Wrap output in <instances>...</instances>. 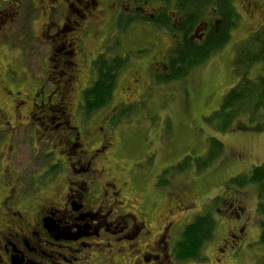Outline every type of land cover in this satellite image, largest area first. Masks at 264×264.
<instances>
[{
    "label": "rangeland",
    "instance_id": "374dc122",
    "mask_svg": "<svg viewBox=\"0 0 264 264\" xmlns=\"http://www.w3.org/2000/svg\"><path fill=\"white\" fill-rule=\"evenodd\" d=\"M12 1L0 0V9L4 8L1 2ZM97 3L86 19L76 13L82 6L75 0H29L30 14L25 10L17 15L8 7L0 13V200L16 178L20 177L17 185L22 189L31 185L33 178L38 179L43 163L49 170L57 157L61 158V165L68 159L73 162L62 151L67 146L63 141L68 137L69 142L82 143L77 152L93 151L99 144L91 140L103 132L108 137L112 135V146L102 161L112 166L116 184L123 186L134 205L144 200L149 207L156 202L157 210L150 215L147 229L153 239L165 230L167 251L163 255L171 256L174 237L195 215L207 213L214 218L216 229L213 238L202 246V260L180 262L168 257L170 264H264V245L259 243L262 215L256 209L257 185L231 181L246 179L253 167L264 163V106L254 114L239 115L231 128L224 131L218 127L225 118L217 112L226 92L244 75L235 67L234 60L252 32L263 28L264 0H234L240 22L227 43L190 69L187 76L167 82L156 71H166L169 51L178 35L157 29L140 17L155 12L162 7L161 3L156 0H97ZM170 15L175 17L174 10L170 9ZM120 18H124L122 22ZM127 18L133 19L131 24L126 22ZM121 24L126 27L124 30L118 28ZM59 25L75 29L62 34ZM80 35L84 62H80L81 56L74 59L79 72L67 93L70 105L67 122H63L58 113L46 112L47 106H42L58 103L63 81L58 74L63 69L58 63L62 61L61 53L67 51L62 43ZM113 44L118 45V53L127 56L128 61L118 76L112 101L85 117L79 111L78 99L94 78L89 60ZM260 68L261 62L254 63L245 70V75L254 79L262 74ZM9 92L16 93V99ZM37 92L38 99H43L39 106L41 131L36 130L34 117L29 114L36 111L32 102ZM114 112L109 134L105 120ZM35 122L39 124V120ZM51 127L55 129L50 130ZM76 132L80 134L78 140ZM213 137L222 142L224 151L212 164L197 170ZM88 140L90 143H86ZM140 155L152 156L153 160L139 161L137 165L134 159ZM185 157L189 166L177 170ZM162 169L166 185L154 189V178ZM130 185L138 187L130 190ZM240 204L244 205L242 211L237 210ZM239 227L249 248L229 247L235 241L228 243V234ZM134 256L129 260L121 254L120 262L145 264L133 260Z\"/></svg>",
    "mask_w": 264,
    "mask_h": 264
},
{
    "label": "flooded vegetation",
    "instance_id": "af4514ba",
    "mask_svg": "<svg viewBox=\"0 0 264 264\" xmlns=\"http://www.w3.org/2000/svg\"><path fill=\"white\" fill-rule=\"evenodd\" d=\"M75 3L82 6L78 11H75L83 19H86L91 13V8L98 5L97 0H75ZM1 4L4 5V8L0 9V13L8 7L11 8V12L15 10L17 15L25 10L30 14L29 0H14L7 4L1 2ZM128 19L131 18L126 20ZM59 27L62 34L65 30L75 29L72 26L67 29H63L60 25ZM172 34L178 35L176 41L181 38L179 33ZM81 42L82 36L80 35L78 38L70 37L62 43V48L67 51L61 53L62 61L58 63L63 69L58 73L59 77L63 78L58 90L60 98L54 106L50 103L42 106H47L46 112L58 113L64 118L63 122H67V111L70 105L66 98L67 93L72 84L76 82L79 72L74 59L76 56H81L80 62H84L85 52L81 47ZM170 55L166 71H156V74H162V77L172 75L168 65ZM92 61L89 60V68H91ZM177 67L179 68V64ZM156 69L158 70L157 67ZM156 74L154 76L158 78ZM87 87L83 89L80 93L81 98L78 99L79 111L83 116L85 115L81 111V105L84 102L83 92ZM79 90L81 91V89ZM18 93L21 92L18 91ZM12 94L16 99L14 96L16 93ZM22 96L24 97V94ZM13 97L11 98L13 99ZM34 98L32 105L36 111L31 110L32 113L29 112V114L30 117H34L32 119L36 130L40 128L41 131L39 106L43 99H38V92ZM15 99L13 100L15 101ZM49 101L47 100V102ZM115 114L116 112L106 118L105 127L108 125L110 127L114 123ZM36 116L37 118H35ZM49 116L45 115L44 117ZM52 118L49 119L52 120ZM35 120H39V124ZM54 127H51L50 130L55 129ZM75 128L77 129L76 126ZM111 129L112 127L108 130L109 134L112 133ZM76 134L75 139L78 140L80 134L78 132ZM68 139L69 137L63 141L67 146L62 151H66L73 162H69L68 159L61 165L59 163L61 158L56 156L57 159L49 170L44 168V163L42 164L41 176L38 179L33 178L31 185H25L22 189L20 184L17 185L20 177L16 178V183L1 198L0 264H123L119 258L121 254L129 260L135 254L133 260L145 262V264H158V261L165 263L169 261L168 257H172L174 261H180L175 259L172 254V247L179 236L174 237V241L171 243V252L169 253L171 256L163 255L167 251L165 230L158 233L155 239L150 237L151 231L147 227L152 219L150 215L155 214L157 210L156 202H152L149 207L145 206L147 203L144 200L142 203L134 205L132 200L127 197L126 192L123 191V186L116 184L114 176H112V166L109 167L102 161L105 160L106 153L112 146L110 143L112 135L108 137L106 133L101 132L96 140H91V143L99 144L97 148H94L93 151L80 150L79 153L77 150L79 146H83L82 143L69 142ZM39 140L42 143L41 134ZM86 143H90V140ZM41 153L40 157H43V150ZM152 156L148 158L140 155L134 161L138 165L139 161L153 160ZM116 167L117 165L114 164L113 168ZM51 170H53L52 174ZM162 173L163 169L160 171V175L154 178V189L160 188ZM130 186V190L138 187ZM173 188L175 187L173 186ZM243 208V204L237 206L238 211H242ZM238 215L240 214L238 213ZM244 225H248V222H245ZM241 232L242 228L239 227L228 234V243L235 241V245L230 244L229 247H237V249L249 247V244L243 240ZM160 240H163V243H159ZM139 243H141V248H138ZM153 249L160 251L152 252ZM150 259L152 262H149ZM192 260L197 261L198 259Z\"/></svg>",
    "mask_w": 264,
    "mask_h": 264
},
{
    "label": "trees",
    "instance_id": "16d2710c",
    "mask_svg": "<svg viewBox=\"0 0 264 264\" xmlns=\"http://www.w3.org/2000/svg\"><path fill=\"white\" fill-rule=\"evenodd\" d=\"M156 1L160 2L162 7L148 16L141 15V18L151 22L157 29L181 35V38L174 42L169 53L171 55L168 65L172 75L162 77L166 82L187 76L190 69L199 66L201 62L227 43L232 30L240 22L239 13L234 8V0ZM170 9L174 10L176 17H171ZM132 20L128 19L126 22L131 24ZM119 21L122 22L123 19L120 18ZM118 28L124 30L126 27L121 24ZM244 42H242L244 45L241 49L237 50L234 60L235 67L244 75L240 76L236 85L226 92L221 107L217 111L221 113L220 117L225 118L222 120V125L218 127L221 131L231 128L234 119L239 115L246 112L254 114L264 106V26L252 32ZM117 46L107 45L92 61L91 68L94 78L83 92L84 102L81 105V111L84 112L85 117H89L93 111L112 101L118 76L128 61L127 56H121L118 53ZM257 62H261L262 74L250 79L245 75V70ZM210 139L209 152L200 165L203 168L197 166V170H202L212 164L224 151L219 139L215 137ZM187 161V157L182 159L176 169H182L183 166L188 167ZM164 173L163 171L162 174ZM162 179L160 184L166 185ZM231 181L239 185L248 182L257 185L256 209L262 215L259 243L264 245V163L253 167L246 179L238 178L237 180L231 179ZM215 225L216 222L211 215L207 213L195 215L191 222L184 225L172 248L174 258L180 261L202 260V246L213 238Z\"/></svg>",
    "mask_w": 264,
    "mask_h": 264
}]
</instances>
